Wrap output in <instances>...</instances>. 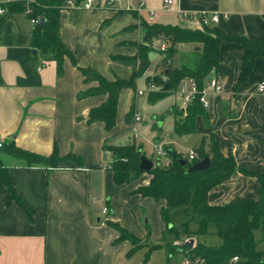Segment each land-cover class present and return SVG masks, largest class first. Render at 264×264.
Masks as SVG:
<instances>
[{
  "label": "crops",
  "instance_id": "0c3cea01",
  "mask_svg": "<svg viewBox=\"0 0 264 264\" xmlns=\"http://www.w3.org/2000/svg\"><path fill=\"white\" fill-rule=\"evenodd\" d=\"M171 1L164 9L163 0H137L136 4L145 8L143 13L127 10L137 6L131 0H97L92 10L61 11L59 38L76 64L64 59L61 76L55 62L44 61L37 50L36 55L31 54L35 26L27 13L5 10L0 14V136L4 145L13 144L42 157L51 156L56 149L60 157L74 156L81 162H67L59 169L27 168L22 161L0 152L1 167L24 206L33 213L30 219L15 202L7 203L8 192L0 183V264H138L140 256L147 264L152 252L161 251L150 253L149 247L160 245L166 227L160 218L164 203L134 194L148 184L150 176L144 173L132 183L116 185L108 167L110 156L104 151V146H115L119 136L135 127L136 92L143 81L136 80V90L120 91L115 127L106 130L102 122L88 124L86 120L89 111L104 104L107 96L78 100L80 92L96 87L94 83L87 85L78 69H91L109 82L129 80L136 69L131 59L143 37L140 18L148 21V12L153 13L149 24L169 25L157 22L156 17L171 14L172 25L190 30L198 27L179 19V12L216 14L218 21L211 25L224 33L251 42L264 41V0ZM11 2L34 0H0V7L4 9ZM160 41L153 44L159 47ZM219 53L218 68L204 82L209 126L197 117L193 132L177 135L176 123L183 116H178L174 107L168 114L174 115L175 138L193 139L195 149L211 134L219 152L232 157L239 169L263 172L264 94L256 93V86L264 80V56L255 59L248 79L239 83L246 51L238 44L223 43ZM149 60L157 69L161 56L152 52ZM194 63V48L178 46L174 66L193 67ZM213 79L221 88L218 93L208 88ZM167 94L174 95V91ZM155 143L162 144L159 139ZM257 188L254 178L236 172L209 192L208 204L256 200ZM142 209L153 214L150 233L142 221L145 214L150 220L151 216ZM116 226L140 244H153L132 252L134 245L120 239ZM257 242V249L264 252L258 248L264 243L261 235Z\"/></svg>",
  "mask_w": 264,
  "mask_h": 264
},
{
  "label": "trees",
  "instance_id": "16d2710c",
  "mask_svg": "<svg viewBox=\"0 0 264 264\" xmlns=\"http://www.w3.org/2000/svg\"><path fill=\"white\" fill-rule=\"evenodd\" d=\"M67 1L11 2L4 7V10L11 13L29 11L27 16L30 20H39V23L34 25L31 35V47L39 52L44 61L55 62L58 76L62 75L64 59H69L76 66L72 54L59 38L60 13L67 9ZM81 1L75 0V4L79 5ZM41 20H44L42 27H40ZM140 22L143 37L136 44V56L131 59L136 62V69L129 80L116 79L114 82H109L91 69H78L87 85L97 84L96 87L80 92L77 95L78 100L92 96H107L104 104L89 111L86 120L88 124L102 122L106 130L115 127L118 95L125 88L136 90V80L140 79L149 67V55L154 51L152 47L154 40H166L168 43L163 51L157 50L162 56L161 63L165 69L162 71L163 78L158 76L153 82L159 87V91L151 93L155 100L163 98L169 91H175L184 80L193 81L200 92L205 80L218 68L220 45L223 43L238 44L246 51L239 83L248 79L255 59L264 56V41L256 43L242 36L228 35L211 24L203 26L202 30H190L178 26L149 24L143 18H140ZM187 44L194 45L195 63L193 67L177 68L173 64L177 48ZM146 82H149V78ZM165 84L170 85L169 89H164ZM132 114L133 110L128 114V120ZM177 115L183 116V119L176 123L177 135L193 132L197 117H202L205 125L209 126L205 109L199 103V97L192 101L185 112L177 111ZM104 151L110 153L108 167L113 173L116 185L132 183L142 174L147 173L150 176L148 184L138 188L134 194L156 203H164V207L160 210L161 220L166 226L164 235H173L174 241L164 245H153L149 247L150 253L163 250L167 260L174 254H183L185 258L202 259L203 264H264V252L257 249L258 242L254 237V233L259 231L261 240L264 241V171L250 172L239 169L232 157H224L219 152L217 142L211 134L206 135L199 147L194 150L197 155L195 161L189 162L187 157L169 149L165 150L170 157L169 162L166 165L157 162L150 172L140 170L139 164L144 154L141 148L134 144L120 147L106 145ZM0 152L22 161L27 168L59 169L67 162L81 164L77 157H60L56 149L49 157L22 151L13 144L4 145ZM174 153L176 157L173 156ZM205 157L210 159L209 170L187 173L190 166ZM180 161H185L186 165L182 166ZM236 172L256 180L257 199L210 206L209 192ZM0 183L8 192L7 203L15 202L31 219L32 211L24 206L14 190L7 171L1 165ZM177 215L183 218L181 231H176L172 226L173 219ZM193 223L196 224L195 229L191 228ZM209 226H213V235L218 239V244L206 245L196 242L198 237L208 234ZM116 228L121 234V240H128L134 245L132 252L139 248L136 246L138 242L131 235L117 226ZM183 238L194 239V245L185 246L182 244L185 241H181V244L176 243ZM234 257L239 261L230 263Z\"/></svg>",
  "mask_w": 264,
  "mask_h": 264
},
{
  "label": "rangeland",
  "instance_id": "374dc122",
  "mask_svg": "<svg viewBox=\"0 0 264 264\" xmlns=\"http://www.w3.org/2000/svg\"><path fill=\"white\" fill-rule=\"evenodd\" d=\"M131 3L134 5L137 3V0H131ZM156 21L166 22L170 26H174L172 25L174 24V21L172 19L171 14H164V13L157 14ZM147 23H149V20L147 21ZM193 30H202V29L198 28ZM153 43H152V47L154 50L153 52L158 53L157 50L159 49V47ZM160 43L165 45V47L168 46L166 40H161ZM187 45H190L191 47L194 48V45L191 44H187ZM156 68L157 69H154L150 61L148 69L144 72L143 76L141 77L143 83H139L138 92L139 91L144 92L142 95H136V101H135V110L140 117V121L135 123L134 130H130V132L122 134L114 141L113 144L115 146H126L128 144H134L136 147L141 148L144 157L151 160L154 165L157 162H159L161 165H166L165 162L170 158L168 153H166V155L163 158H161L160 161H158L155 150L153 148V144L157 139L161 141V143L163 144L161 145L166 151L169 149L173 150L177 154H181L183 157H187V155L190 152H193V150H196L199 146L193 149V147L195 146L193 139L187 141L183 137L175 138L174 115L168 114V112L174 107H177L175 110L176 112L180 110V108L178 107L179 104L177 103L175 96L173 94H166V96L160 99L155 100L152 98L151 93L155 91H159V87H156V85L153 82L158 76L163 78L162 71L165 69V66L162 63H160V65ZM147 78H149L148 83L146 82ZM150 86H153V88H151ZM142 211H144V213H150L151 220L149 219V215L145 214L142 221L143 224L146 225L147 232L150 233L154 224L153 214L148 210L146 211V209H142ZM182 221H183L182 216L177 215L174 217L172 226H174V229L176 231H181ZM147 222L148 225L146 224ZM191 228L195 229L196 224L193 223L191 225ZM165 230L162 233L160 245L168 244L174 241L173 235L171 234L164 235ZM213 232H214L213 226H209L208 234L197 238V241L199 240L200 242L207 245H212L214 243L219 242L218 239L213 235ZM254 237L257 241L259 240L260 238L259 231H256L254 233ZM188 240H192V239L183 238L180 241H176V243H181V241L186 242ZM146 244L151 245L153 243H151V241L150 242L144 241L143 244L137 243L136 246L139 247L141 245H146ZM258 248L260 250H264V243H260ZM137 255L139 256L140 254ZM165 258L166 255L163 250L152 252L151 255L149 256L147 264H181L184 261L185 256L183 254H174L170 257L168 262L165 261ZM143 263H144V257L140 256L138 264H143Z\"/></svg>",
  "mask_w": 264,
  "mask_h": 264
},
{
  "label": "built area",
  "instance_id": "2783aa9c",
  "mask_svg": "<svg viewBox=\"0 0 264 264\" xmlns=\"http://www.w3.org/2000/svg\"><path fill=\"white\" fill-rule=\"evenodd\" d=\"M107 4L109 5V3H107ZM171 4H172L171 0H163L164 9H167V7H169ZM96 5H97V0H82L79 5L75 4V0H68L66 3L67 9L79 8V9L84 10V11L92 10L96 7ZM127 10L137 12V13L145 12V8H144L142 3H139L136 7L128 6ZM4 12H5V10L0 7V14H3ZM28 12L29 11H27V13ZM147 18L149 21H152L153 13L148 12ZM178 18L181 20H184V21L191 22V23L195 24L198 28L201 29L203 26L215 24L218 21L219 17L216 14L209 16V15H206L204 13H202L200 15H196V14H190V13H185V12H179ZM30 22L33 25H36L39 23V20L32 19V20H30ZM165 48L166 47L163 44H161L159 46V49L161 51H163ZM150 87L153 88V86H150ZM208 88L211 89L215 93H218L221 89L220 86L218 85V83L214 79L209 82ZM143 93L144 92H140V91L138 92L137 91L136 95H142ZM256 93L264 94V80L260 81L257 84ZM174 96H175L176 100L178 101V104H179L178 107L180 108V110L182 112L186 111L188 106L192 103V101L196 97H199V103L202 105V107L204 109L208 108V106H209V101H208V97H207L208 96L207 90L204 89V87H203V89L199 92L196 84L193 81H188V80L181 81L179 86L177 87V89L174 91ZM139 121H140V117L137 113H135L133 116V124H135ZM133 130H134V128H133ZM3 146H4V141H3V138L0 136V149L3 148ZM153 148L155 150L158 161H160V159L166 155L164 148L162 147V145L157 144V143L153 144ZM105 155L110 156V153L105 152ZM187 159L189 162L195 161L197 159L196 153H194V151L190 152L187 155ZM106 212H107L106 209H104L102 211L103 214H105ZM238 261H239V259L237 257H234V258H232L230 263H236ZM181 264H203V260L198 259V258H196V259L185 258Z\"/></svg>",
  "mask_w": 264,
  "mask_h": 264
},
{
  "label": "water",
  "instance_id": "95a60500",
  "mask_svg": "<svg viewBox=\"0 0 264 264\" xmlns=\"http://www.w3.org/2000/svg\"><path fill=\"white\" fill-rule=\"evenodd\" d=\"M44 24V20H41L40 21V27H42ZM31 54L32 55H36V50H32L31 51ZM170 85L169 84H165L164 85V89L167 90L169 89ZM174 157H176V153L173 154ZM181 165L182 166H185L186 165V162L185 161H180ZM210 159L208 157H205L203 160L197 162V163H194L192 166H190L188 169H187V173H192V172H195V171H207L210 169ZM154 167V164L151 160L143 157L141 158L140 160V164H139V168L141 171L143 172H150ZM194 242L195 240L192 239V240H188L186 241L185 243H182L183 245L185 246H193L194 245ZM177 244H181V243H177Z\"/></svg>",
  "mask_w": 264,
  "mask_h": 264
}]
</instances>
